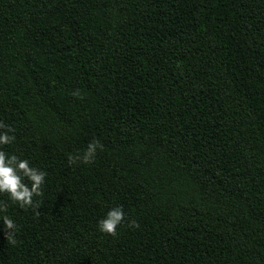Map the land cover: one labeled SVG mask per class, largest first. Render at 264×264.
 Returning <instances> with one entry per match:
<instances>
[{"label": "trees", "instance_id": "1", "mask_svg": "<svg viewBox=\"0 0 264 264\" xmlns=\"http://www.w3.org/2000/svg\"><path fill=\"white\" fill-rule=\"evenodd\" d=\"M0 122L47 173L0 264H264V0H0Z\"/></svg>", "mask_w": 264, "mask_h": 264}, {"label": "clouds", "instance_id": "2", "mask_svg": "<svg viewBox=\"0 0 264 264\" xmlns=\"http://www.w3.org/2000/svg\"><path fill=\"white\" fill-rule=\"evenodd\" d=\"M72 95L77 98H83L80 90H75ZM0 145L12 144L16 137L14 134L15 129L4 122H0ZM103 144L99 140H92L86 146L82 155L68 156V163L76 164L81 162L89 164L94 161L98 149L103 150ZM47 173L36 167L30 165L27 159H22L15 154L6 153L0 150V193L8 194L10 200L19 204L22 208H35L39 209V202L34 203L33 197L43 195L42 187L45 182ZM25 179L30 182L25 183ZM7 203L0 202V213H7ZM37 214L38 211H37ZM3 224L8 230L6 232L7 242L15 246L17 244L16 233L17 225L8 216L3 215ZM125 213L122 206L112 207L105 215V217L98 221L99 231L115 237L117 235V227L124 221ZM128 226L139 228V223L135 220L129 222Z\"/></svg>", "mask_w": 264, "mask_h": 264}]
</instances>
